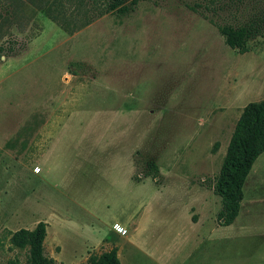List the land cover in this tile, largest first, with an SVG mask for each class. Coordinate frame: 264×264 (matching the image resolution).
Here are the masks:
<instances>
[{
    "label": "rangeland",
    "instance_id": "374dc122",
    "mask_svg": "<svg viewBox=\"0 0 264 264\" xmlns=\"http://www.w3.org/2000/svg\"><path fill=\"white\" fill-rule=\"evenodd\" d=\"M75 1L0 0V264H25L8 238L38 222L53 264L111 248L119 264H264V151L228 226L212 191L242 108L264 97V33L238 54L215 25L264 0L215 14L139 0L83 27Z\"/></svg>",
    "mask_w": 264,
    "mask_h": 264
},
{
    "label": "trees",
    "instance_id": "16d2710c",
    "mask_svg": "<svg viewBox=\"0 0 264 264\" xmlns=\"http://www.w3.org/2000/svg\"><path fill=\"white\" fill-rule=\"evenodd\" d=\"M139 0H76L78 4L88 5V10L81 12L82 18L79 27L87 25L91 17L102 16L112 13L115 16H125L134 10ZM191 9L199 8L205 11H211L215 14L217 11L236 7L240 0H188ZM227 3H230L228 5ZM62 2L56 1L51 8L47 10V17L58 23L63 16L60 10ZM80 9H74L73 15L80 12ZM247 16L245 19L237 20L236 17L229 18L221 24L215 25L217 32L223 39V43L238 54L247 52L246 44L256 36H262L264 33V14L258 9ZM88 14V16H87ZM65 16V15H64ZM59 22V26L64 32H68L64 18ZM77 20V17L75 18ZM73 20V22H75ZM264 151V97L258 102L246 104L230 134L223 159L217 175L212 184L213 193L219 197L220 208L216 214V221L221 226L230 225L236 218L239 211V203L242 200V186L245 178L255 161V159ZM146 176L156 178V167L149 165ZM45 227L43 222L28 229H18L10 234L8 242L13 248L26 250L25 264H53V260L43 255L42 243L45 238ZM85 264H119L116 255V249L111 248L99 255H89Z\"/></svg>",
    "mask_w": 264,
    "mask_h": 264
},
{
    "label": "crops",
    "instance_id": "0c3cea01",
    "mask_svg": "<svg viewBox=\"0 0 264 264\" xmlns=\"http://www.w3.org/2000/svg\"><path fill=\"white\" fill-rule=\"evenodd\" d=\"M253 165V164H252ZM251 169V168H250Z\"/></svg>",
    "mask_w": 264,
    "mask_h": 264
}]
</instances>
